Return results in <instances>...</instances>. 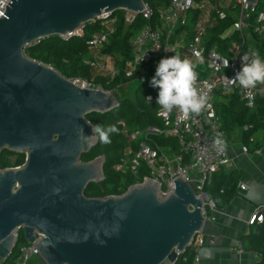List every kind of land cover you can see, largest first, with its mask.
Wrapping results in <instances>:
<instances>
[{"label":"water","instance_id":"95a60500","mask_svg":"<svg viewBox=\"0 0 264 264\" xmlns=\"http://www.w3.org/2000/svg\"><path fill=\"white\" fill-rule=\"evenodd\" d=\"M116 10H126L120 35L134 12H144L143 0H9L4 6L0 152H24L25 160L0 168L1 261L18 231L44 264H173L198 232L209 238L196 250L200 260L225 250L211 245L218 228L201 213V196L180 174L168 192L143 178L117 195H83L87 183L103 179L104 160L79 159L98 139L85 116L114 109L117 96L76 86L23 48L51 35L74 36L83 24ZM257 189L239 195L259 205Z\"/></svg>","mask_w":264,"mask_h":264},{"label":"built area","instance_id":"2783aa9c","mask_svg":"<svg viewBox=\"0 0 264 264\" xmlns=\"http://www.w3.org/2000/svg\"><path fill=\"white\" fill-rule=\"evenodd\" d=\"M8 2L0 0V16ZM143 9L144 12H134L126 25H130L137 15L144 20L127 38L129 50L126 57L103 52L114 33L117 15L105 12L94 19L91 23H96L97 29L86 40V53L81 60L88 75L70 80L79 87L102 89L97 78L108 82L121 75L138 81L143 79V67L150 64L155 68L162 58L170 54L179 52L182 58L196 61V53H201L203 63L196 61L199 73L197 87L207 96L208 106L199 115L181 120L179 109L164 114L157 104L155 116L159 120L158 125L143 129L129 130L122 120H117L115 124L120 128L125 145L119 161L111 167L119 172L142 173L134 183L149 178L157 183L160 192H168L172 188V178L180 174L193 192L201 196V213L210 217L205 212L206 208L211 212L214 206L203 187L210 182L213 173L229 160L225 144L215 142L218 133L219 139L223 140L224 132L219 128L213 109V95L218 91L226 95L236 93L238 100L249 109L254 108L256 99L264 97V85L243 89L238 81L232 80L241 69V56L258 51L253 39H264V0H257L256 4L245 0H167L154 9L143 2ZM122 11L124 20L126 10ZM225 21H229L227 26L216 34L215 41L208 44V30ZM81 34L82 29L75 35ZM259 54L264 59V50ZM142 55L144 58L138 64V57ZM227 61L229 66L224 68ZM145 100L156 102L150 95H146ZM250 101H253L251 106ZM249 127L243 125L242 128ZM241 151L249 157L253 152H259H249L245 146L241 147ZM243 188L240 185V189ZM258 223L264 226L260 207L255 208L246 219L248 225ZM32 235L37 237L34 232ZM14 236L17 240V233ZM204 244L206 236L196 233L187 247L192 252L190 264H202L196 250ZM238 251H242L240 246ZM32 257L42 262L31 242L25 240L18 245L16 264H28ZM181 260L185 261V256Z\"/></svg>","mask_w":264,"mask_h":264},{"label":"trees","instance_id":"16d2710c","mask_svg":"<svg viewBox=\"0 0 264 264\" xmlns=\"http://www.w3.org/2000/svg\"><path fill=\"white\" fill-rule=\"evenodd\" d=\"M143 2L154 9L158 5L165 4L167 0H143ZM122 13V10L113 12V14L117 15L118 19L115 24L114 33L109 39L108 44L104 47L103 52L126 57L129 50L127 38L144 20L137 15L133 22L125 26L120 35H118L123 24ZM228 23L229 21L222 22L216 28L208 30L210 37L208 44L216 40V34L226 27ZM96 29V23H85L82 26V34L80 36L74 35L63 39L57 35H51L40 39L37 43L25 46L23 52L28 57L50 66L66 79L86 77L88 70L81 60L86 53L85 42ZM253 44L258 52L264 50V39L261 41L253 39ZM172 55L174 54H170L167 57ZM155 69L156 67L154 68L150 64L142 68L143 79L135 81L131 97L125 95L122 86L123 84H128L131 79L119 75L114 80L106 82L101 78H97L103 90L115 91L118 105L114 109L104 113H89L85 118L93 126L100 125L104 128L113 124L116 125L115 122L117 120H122L129 130L143 129L149 125H158L159 120L155 116L158 105L156 102H147L145 100L146 95H150L154 99L157 98L158 89L152 87L150 84V80L155 74ZM212 103L219 128L224 134H229L233 130L237 131L244 145L250 142L252 134L256 129L264 130V97L256 99L254 108L249 109L243 102L238 100L236 93L226 95L218 91L214 93ZM243 125H250V127L243 129ZM116 127L119 131L110 135V143L100 142L98 134L95 133L98 138L97 143L80 156L81 159L86 160L92 159L97 155H103L104 157L102 164L103 179L98 183L88 185V188L91 190L89 195L91 196L120 194L128 185L134 183L137 177H141L142 173L137 171L133 174L129 171L119 172L112 169V164L119 161L122 148L125 145L120 128L117 125ZM139 140L142 141V139ZM3 151L8 152L6 150ZM3 166L4 163L0 164V168ZM217 171L213 173L210 182L205 184L203 189L212 201L213 206L220 208L226 205L235 194L238 174L236 170H232L216 176ZM205 212L210 214L207 208ZM24 241L21 231H18L15 246L12 248L9 256L1 261L0 264H16L17 247L19 244L24 243ZM239 241L246 251L256 254L257 258L251 264H264L263 224L249 225L248 231L240 235ZM182 256H185V261L181 260ZM191 258L192 252L186 248L173 264H190Z\"/></svg>","mask_w":264,"mask_h":264},{"label":"crops","instance_id":"0c3cea01","mask_svg":"<svg viewBox=\"0 0 264 264\" xmlns=\"http://www.w3.org/2000/svg\"><path fill=\"white\" fill-rule=\"evenodd\" d=\"M223 142L229 160L216 172V176L236 170L238 174L236 190L226 205L220 208L213 207L210 214L206 213L212 218V225L218 228L217 234L212 236L211 245L225 250L215 253L211 259L201 260V262L202 264H251L257 256L251 251H246L241 246L239 238L241 234L248 231L249 225L246 224V219L255 208L260 207L264 216V130L256 129L250 142L245 145L235 130L224 134ZM242 146L249 149V152L252 150H259V152H253L249 157L241 151ZM240 185H243L244 188L240 189ZM255 185L258 186V189L255 191L254 198L255 200L262 198L263 201L259 205H255L239 195L240 192L244 193L249 187ZM206 243L209 244L208 237H206ZM238 246L241 247V252L238 251Z\"/></svg>","mask_w":264,"mask_h":264},{"label":"clouds","instance_id":"9594fccd","mask_svg":"<svg viewBox=\"0 0 264 264\" xmlns=\"http://www.w3.org/2000/svg\"><path fill=\"white\" fill-rule=\"evenodd\" d=\"M143 58V55L138 57V64ZM196 61L203 63V56L199 52L196 53ZM196 61L182 58L177 52L175 55L162 58L157 64L150 84L158 89L156 104L164 114L179 109L181 120H187L193 115H199L208 106L207 96L197 87L199 73L196 71ZM241 62V69L232 80L238 81L243 89H254L258 84L264 85V59L260 57L259 52L253 50L251 53H245L241 56ZM228 66L227 61L224 68ZM252 102L250 101V106ZM92 131L98 134L100 142L110 143V135L118 133L119 129L114 124L107 128L95 125L92 126ZM219 135L218 133L215 142L223 145L224 142L219 139Z\"/></svg>","mask_w":264,"mask_h":264},{"label":"flooded vegetation","instance_id":"af4514ba","mask_svg":"<svg viewBox=\"0 0 264 264\" xmlns=\"http://www.w3.org/2000/svg\"><path fill=\"white\" fill-rule=\"evenodd\" d=\"M80 161L85 162L88 161L90 159H81L79 158ZM25 160V154L24 152H5V151H1L0 152V164L4 163L3 167H18L21 166L24 163ZM2 167V168H3ZM93 182H89L85 185V187L83 188V195L86 197H93L91 195H89V193H91L90 188H88V185L91 184L92 185Z\"/></svg>","mask_w":264,"mask_h":264},{"label":"rangeland","instance_id":"374dc122","mask_svg":"<svg viewBox=\"0 0 264 264\" xmlns=\"http://www.w3.org/2000/svg\"><path fill=\"white\" fill-rule=\"evenodd\" d=\"M134 84H135V81L131 80L128 84H123L122 85L126 96H128V97L132 96V87H134ZM28 264H44V263L43 262H38V258L37 257H32Z\"/></svg>","mask_w":264,"mask_h":264}]
</instances>
